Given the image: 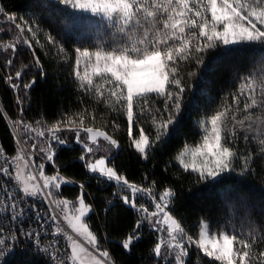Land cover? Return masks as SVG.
Segmentation results:
<instances>
[{
	"label": "snow or ice",
	"instance_id": "1",
	"mask_svg": "<svg viewBox=\"0 0 264 264\" xmlns=\"http://www.w3.org/2000/svg\"><path fill=\"white\" fill-rule=\"evenodd\" d=\"M35 8L23 17L0 3L8 25L0 33L11 36L0 40L10 70L4 79L21 114L10 125L15 154L0 145V264H117L105 229L129 213L135 226L120 241L128 256L147 229L154 264H192L193 254L196 264H264V198L241 191L256 175L255 158L264 161V0H36ZM37 46L50 64L70 67L80 105L52 123L23 115L37 83L24 77L35 73L47 82ZM210 52L216 55L204 68ZM220 66L237 73L217 102L204 85ZM201 69L197 91L192 79ZM189 96V107L203 113L198 145L184 143L172 160L192 184L217 193L225 213L215 229L200 217L194 234L178 215L183 186L168 179V167L131 182L115 164L122 148L114 138L123 120L138 159H154L182 137ZM58 149L78 150L90 178L115 185L103 201V227H93L99 213L86 201L84 183L61 174ZM46 163L54 174H46ZM77 184L80 194L65 198L62 186Z\"/></svg>",
	"mask_w": 264,
	"mask_h": 264
},
{
	"label": "trees",
	"instance_id": "2",
	"mask_svg": "<svg viewBox=\"0 0 264 264\" xmlns=\"http://www.w3.org/2000/svg\"><path fill=\"white\" fill-rule=\"evenodd\" d=\"M6 10L10 14H16L18 16L28 17L32 12L36 11V0H0ZM0 26L7 28V24L2 23V17H0ZM47 28L46 24L42 25ZM53 30V35H55ZM7 41L11 38L10 34L5 31L0 33ZM68 47V45H65ZM79 46L73 42L72 47ZM71 51V48H70ZM37 53L41 55L42 62L45 64V69L48 72L47 82L35 73H29L24 77V81L31 80L34 76L37 83L29 91V96L26 102L23 104L25 109L23 115L29 121L40 119L43 117L49 123L54 122L60 118L61 113L75 111L80 108L77 102V91L74 89L71 76H69L70 67L63 63L53 65L50 64L48 59L40 53L37 46ZM216 53L210 52L205 58L204 68H207L209 63L213 61ZM25 63L30 59L29 56L22 57ZM16 61L14 60V64ZM19 65L17 64V67ZM10 70L5 67V61L3 55H0V137L2 146L5 148V152L8 155L15 154V139L12 135L11 128L8 120H15L21 115L19 112V105L16 103V92L11 87H8L5 82V75ZM241 72L244 70L241 69ZM237 73L236 68H227L220 66L215 72L207 74L210 83L204 85L208 88L211 96L217 102L226 95L229 89L232 87L231 80ZM205 74L203 69L196 76L193 77L192 83L196 86V90L199 91L201 87V81L199 76ZM22 95V94H21ZM192 97L189 96L185 107V113H182L183 117V135L173 142L171 148H167L163 151L157 152L154 159L150 158L147 162H142L138 159V154L130 146V142L126 138V127L123 120H118L121 127L116 132L115 137L121 144L122 151L115 160V164L124 175L128 177L131 182L141 183L142 176L147 173L151 178L156 172H163L164 168L168 167L167 176L168 179L179 188L183 186V195L176 202L177 208L180 210L178 215L185 218V226L189 228L191 233L196 232L197 222L200 217L211 221L213 229H215L219 220L225 215L220 211L219 196L217 193L208 192L203 189L202 185H194L191 179L186 174L181 175L176 163L172 160V156L176 150L183 146L184 143L196 147L198 145L200 133L197 127V121L203 118V113L200 109L189 107ZM87 104L88 101L85 100ZM204 98H201V104L203 105ZM213 104L211 107H215ZM103 109L100 108L97 111L99 117L100 112ZM6 114V115H5ZM99 126V120L97 123ZM147 129V125H145ZM111 132V128L106 129ZM62 136L67 135L69 142L75 145V134L73 132L61 133ZM83 136V134H82ZM241 148L244 146V142L239 141ZM254 149V145H252ZM78 149L79 146L76 145ZM81 153L77 150L75 152H62L57 151V164L60 167L61 174L64 176L84 183L85 185V198L87 202L93 203L94 208L99 216H92L93 227H103L104 214L103 201L106 198H110L112 192L116 191L115 185L99 184L95 179L90 178V174L87 173V169L83 166V162L78 160V156ZM99 157V154L97 158ZM111 166V165H110ZM254 167L256 168V175L249 177L247 182L241 186V191L247 193L250 199L253 201H259L264 198V161L258 156L254 160ZM52 174L50 170L46 172ZM191 189V191H189ZM61 191L65 198L75 199L80 194V190L77 185H72L67 188L62 186ZM116 210L113 211V215ZM91 215V214H90ZM134 213L120 214L116 217L115 221L111 222V226L107 227V235L111 243L106 247L112 253L116 259L117 264H154L153 257L151 255V242L154 240L153 236L147 235V229H145V235L143 236V242L139 243L134 248L133 254L128 256L125 254V250L120 247V241L127 235L135 226ZM258 218V217H257ZM192 264H196L195 254L192 256Z\"/></svg>",
	"mask_w": 264,
	"mask_h": 264
},
{
	"label": "built area",
	"instance_id": "3",
	"mask_svg": "<svg viewBox=\"0 0 264 264\" xmlns=\"http://www.w3.org/2000/svg\"><path fill=\"white\" fill-rule=\"evenodd\" d=\"M0 40H3L4 41V38L0 35ZM6 82V81H5ZM7 84V83H6ZM8 87H10L8 84H7ZM13 120H8V123H9V126L11 125ZM11 128V126H10ZM11 131H12V128H11ZM14 139H16V137H14ZM0 145H2V142H1V137H0ZM7 154V153H6ZM8 155V154H7ZM9 156H12V155H9ZM45 170L48 171L50 170L52 174H54V168H53V165L51 163H46L45 165Z\"/></svg>",
	"mask_w": 264,
	"mask_h": 264
},
{
	"label": "rangeland",
	"instance_id": "4",
	"mask_svg": "<svg viewBox=\"0 0 264 264\" xmlns=\"http://www.w3.org/2000/svg\"><path fill=\"white\" fill-rule=\"evenodd\" d=\"M46 171V170H45ZM47 174V173H46Z\"/></svg>",
	"mask_w": 264,
	"mask_h": 264
}]
</instances>
